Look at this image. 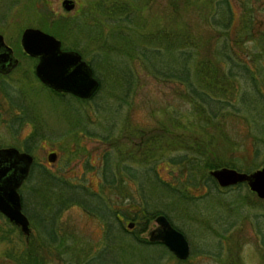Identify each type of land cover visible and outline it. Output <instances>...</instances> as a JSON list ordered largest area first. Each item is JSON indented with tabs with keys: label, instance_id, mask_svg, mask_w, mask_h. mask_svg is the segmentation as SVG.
Wrapping results in <instances>:
<instances>
[{
	"label": "rangeland",
	"instance_id": "1",
	"mask_svg": "<svg viewBox=\"0 0 264 264\" xmlns=\"http://www.w3.org/2000/svg\"><path fill=\"white\" fill-rule=\"evenodd\" d=\"M72 1L73 8L67 10L62 7L61 0H0V34L17 58L16 66L0 75V147L14 146L22 150L25 141L30 140L31 165L37 164L90 192H99V167L105 151L109 152L115 172L118 153L122 152L120 156L127 158V150L131 148L135 152L140 146L132 142L137 141L140 134L146 139V134L164 131L165 140L155 149V155L160 156L157 173L173 188L186 187L194 199L181 201V198H171L167 194L159 207L173 227L185 236L189 254L185 259H178L161 245L146 246L141 242L148 241L149 231L156 226L155 216L136 237L128 234L119 238L120 233L118 235L110 225L109 236L104 239L106 222L72 203L58 213L55 241H50L46 247H39L32 241L33 253L37 251L44 256L41 263L38 259L36 264H81L100 252L105 244L110 249L102 255L114 258V264H264V200L255 196L258 201H252L246 195L249 189L244 183L238 190L220 189L216 193H207L203 184L185 180L179 164L167 162L169 156L178 153L174 147L188 152L184 147L189 145V149H195L198 141L195 138L208 142L206 133L212 127L204 125L207 126L204 131L200 128L203 122L195 121L198 117L194 110L192 112L191 103L181 97L180 85L174 78L165 81L152 75L140 58H126L124 53L128 48L122 50L118 46L131 47L130 38L118 40L106 35L111 24L102 14L101 0ZM152 1L139 5L135 12L134 32L141 34L131 36L134 43H148L147 38L140 37L143 33L149 34L155 26L170 23L171 28L179 32L185 22L196 36L200 56L216 59L212 46L221 44L224 39L231 51L246 60L244 63L255 74L253 85L259 87L258 92L264 97V0H228L233 18L225 38L222 29L215 28L208 19L211 5L199 2L193 11L174 14L167 9L165 0ZM169 14H174V22L167 20ZM126 26L133 29V26ZM25 27L39 28L53 35L60 41L61 49L77 51L86 63L93 55H98L91 61L95 64L93 69L87 64L93 76L104 80L90 99L81 101L69 93L56 95L38 81L33 73L36 60L24 54L19 44L20 33ZM148 37L151 42H157L155 36ZM106 40L111 46L108 51L101 46ZM209 40L211 46L208 48L206 42ZM158 44L162 46L163 40ZM103 58L106 59L103 61ZM124 60H130L135 76L128 92L113 80L123 74ZM203 63L212 92L232 106V109L226 107L225 116L234 115L212 124L213 129L215 125L222 127L233 146L225 140H217L216 144L208 142L209 148L217 146L207 155H218V161L229 158L239 171L258 168L264 163V100L254 97L249 81L243 76H229L231 66L227 62L205 59ZM112 64H116L115 70L110 69ZM2 82L5 88H1ZM175 140H178L176 145ZM116 145L121 149L117 150ZM252 158L257 163L254 167L249 165ZM25 180L18 193L23 195L26 203L24 209L21 204V211L28 219L29 233L20 234L17 226L0 215V264H17L14 259L22 260V264H35L32 259L29 262L20 258V243L26 244L28 237L40 240L37 236L41 232L40 208L62 197L47 190L41 181L36 180L32 187L33 180ZM133 188L132 181L128 182V191L133 192ZM104 191L106 193L102 195L116 213L123 214L126 209L135 207L133 199L120 197L117 190ZM119 206L124 207L122 211ZM254 214L258 217V234ZM120 223L126 231L133 229L130 221L122 219ZM10 227L16 230L9 232ZM8 251L13 255L11 259L6 258Z\"/></svg>",
	"mask_w": 264,
	"mask_h": 264
},
{
	"label": "trees",
	"instance_id": "2",
	"mask_svg": "<svg viewBox=\"0 0 264 264\" xmlns=\"http://www.w3.org/2000/svg\"><path fill=\"white\" fill-rule=\"evenodd\" d=\"M165 1L167 9L171 13L175 12L174 14H177L179 11L181 13L193 11V9L197 6V4H199V2H202L203 4H209V7L211 5L212 12H210L211 15H208V19L210 22H212V25H214L215 28L219 27L220 29H222L223 36L225 38V33L228 31V26L233 18V12L230 9L228 0ZM151 2L153 1L101 0L99 4H101L102 14H104L103 16L107 20H109L108 24H111L110 28L107 29L106 35H108L111 39L118 40L120 38H130L128 40V43L131 47H127L126 44V46H118L122 50L128 48L127 53H124L126 58H140L142 62H145L152 75L159 76L165 81H169L170 79L174 78L180 85L181 97L186 102L191 103L192 112L194 110L198 117V119L195 118V121L198 123L199 121L203 122V125L200 128L204 131V129H206L205 127H212V130H209L206 133L208 142L212 143V141H214V144H216L217 140H225V142L229 144V138L226 133H224L222 127L215 125L213 129L212 124L225 121L228 115L234 117L233 114H227L225 116V114L227 113V108L231 105L227 101H224L223 98L217 96L216 92H212L208 83L209 78L208 76H206L207 72L206 70H204L206 65L203 62L205 59L208 61L214 60V62L217 61L219 63L221 61L227 62L231 66L228 71L229 76H243L245 79H247V81H249L251 89L254 93V97L256 99L259 98L260 100H264V97L261 96L258 92L259 87L253 85L255 81L254 72L249 69L246 63H244L246 62L245 59L243 61L237 52L231 51L232 49L226 45L224 39H222L221 44L217 45L216 43L214 46H212L211 50L215 51V55L217 56L216 59H211L206 56H200L198 50L199 46L195 41L196 36H194V34L191 32V29L188 26L189 24L185 22H182V28L181 30H179V32H177V30H173L170 26V23H167L163 27L155 26L149 32V34L143 33L140 37V39L142 37L147 38L148 43L140 41L134 43L131 36L133 34H141L140 32H134L136 28L135 19L137 17H135V12L138 10L139 5ZM174 14H169L170 18H167V20L174 22L172 19ZM125 24L130 25L131 27L133 26V29H128L129 26H126ZM148 25L149 22H147V26ZM148 31L149 29L147 30V32ZM148 35L155 36L157 42H151V39L150 37H148ZM118 40L117 43L119 42ZM162 40L163 45L161 46L158 43L162 42ZM238 41H240L241 43L240 39ZM173 44L177 45L173 46ZM206 45L209 48L211 46V41L209 40V42H206ZM101 46L106 51L111 49L110 42H108L107 40L103 41ZM174 47H176L175 51ZM119 48L118 50H120ZM250 54H252V52ZM97 57L98 55H93V57L87 62L92 69L94 68L95 64L91 63V61ZM104 59L106 58H103V61ZM122 63L124 66L123 74L121 76H117V80L116 78H114L113 80L116 82L115 84L120 85L125 89L124 91L128 92L134 84L135 76L130 66V60H126L125 63ZM116 64H112L110 66V69L115 70ZM213 66H215V64H213ZM96 79L99 82V88L101 86V83L103 84L104 78L102 79V77L98 76L96 77ZM1 88H5L3 82L1 83ZM53 92L56 95H65L64 93H58L55 91ZM94 93L87 99H80L72 95L70 96L84 101L90 99L94 95ZM230 94H232V92H230ZM146 135V139L143 138L144 134H140L137 141L132 142L139 144L140 147L135 150V152L131 148L127 150V158L120 156L122 155V152L118 153L115 172L113 171L109 161V152L105 151L103 153L101 166L99 167V192H90L86 187L80 184L70 183L64 178L54 175L53 173L45 170L37 164L31 165L26 180H33L32 187H34L36 180L41 181L43 183V186L47 190L50 189L49 191H55L58 194H61L62 197L57 198V200H55L52 204L47 203L45 206H42L40 208V211L38 213V223L41 227V232L37 234V236L40 237V240L35 241L31 240V237H28V242L26 244L20 243V248L23 252L22 253L20 250V258H25L29 262L32 259L34 260L35 264L38 262V259H40L39 263H41V261L44 259V256L39 255L37 251L33 253L31 243L32 241H34L37 243V245H39V247H46L48 245L47 243H49L50 241H55L57 239L56 219L60 210L63 207H66L68 204L76 203L89 213H93L98 217H101V219L106 222L104 239H107L109 236L108 231L110 225H112V229H116L117 234L120 233V235L118 234L119 238H122V236L126 237V235L128 234H133V236L135 235L134 237H136L137 233L143 231L146 228V225L152 217L156 216L158 213H163L162 207H159V205L164 200V197L167 194L170 195L171 198L177 196L178 198H181V201H192L194 197L188 194V192L186 191V187L185 189L175 187L173 188L171 185L161 179L157 173L156 165L157 161H159L160 156L158 158L155 155V149L159 145L163 144V140H165L164 131L161 130L157 134ZM201 139L202 138H195V140H198L195 143V149L191 146V148L189 149V145L187 147H184V149L189 153L194 152V155H188V152H185L184 150L179 151L178 149H176V147H174V150L178 153L169 156L167 162L171 164H179L181 166L180 173L182 174V176H184L185 180L187 182L190 181L191 183L203 184V186H206L205 188L207 190V193H216L217 191L219 192L220 189L223 190L236 188L238 190L241 187L242 183L220 187L217 185L212 176L208 174L209 169L222 166L232 167L238 170L240 168L236 166V163H234L232 160H229V158L228 160L218 161V155H212L209 157L207 155L208 152L211 151V149H215L217 145L209 148L210 144L207 141H201ZM177 141L178 140H175L174 144L177 143ZM142 144L143 147H141ZM23 145L24 146L22 147V150L29 153V149L31 148L30 140H26ZM229 145L233 146V143H230ZM116 148L117 150H120L121 146H117ZM204 156L206 157L202 158ZM249 165L254 167L255 165H257V163H255L252 158ZM131 181L134 185V188L132 190L133 192H129L127 189L128 182ZM109 188L117 190L120 194V197H125V199H133V202H131L133 203V206H135L133 207L134 209H126V212H123V214L116 213L111 206V203L108 202V200H106V198L102 195V193H106L104 189ZM19 195L22 209H24V206L26 205L23 199L24 197L21 194ZM246 195L250 196L252 201H258L253 192L247 191ZM119 208V210L122 211L124 207L119 206ZM0 215L4 217L2 214ZM256 215L257 214H254V227L258 234L260 228L257 226L256 220H258V217ZM4 219L6 218L4 217ZM122 219L130 221L133 229H131L130 231H126L125 229H123L120 223ZM262 220H264V216ZM232 222H229L228 224L231 225ZM10 228L12 229H10L9 232H13V230H16L15 227ZM19 233L22 234L20 230ZM36 233H38V230L36 231ZM138 241L140 242L141 240ZM141 242L143 244H146V246L147 244H155L161 245L164 249H167L160 242H149L147 240H142ZM37 245L36 248H38ZM108 249H110L108 245H103V247L100 249V252L94 254L92 257L88 258L81 264H114V258H111L110 256H103ZM9 252L10 251H8L5 255L6 258L11 259V256L13 255ZM14 260L17 261V264H22V260ZM102 260L106 262H101Z\"/></svg>",
	"mask_w": 264,
	"mask_h": 264
},
{
	"label": "water",
	"instance_id": "3",
	"mask_svg": "<svg viewBox=\"0 0 264 264\" xmlns=\"http://www.w3.org/2000/svg\"><path fill=\"white\" fill-rule=\"evenodd\" d=\"M65 9L73 8L72 0H61ZM24 54L35 58L33 73L40 83L55 92L89 98L98 88L90 66L72 49H61L60 41L39 28L25 27L19 37ZM17 64L11 47L0 34V74L8 73ZM32 156L14 146L0 147V214L17 226L21 233H29L28 219L21 211L18 189L27 178ZM218 186L244 183L259 199H264V163L248 172L232 167L208 170ZM156 226L148 233V241L160 242L178 259L189 254L188 242L163 214L154 217Z\"/></svg>",
	"mask_w": 264,
	"mask_h": 264
},
{
	"label": "flooded vegetation",
	"instance_id": "4",
	"mask_svg": "<svg viewBox=\"0 0 264 264\" xmlns=\"http://www.w3.org/2000/svg\"><path fill=\"white\" fill-rule=\"evenodd\" d=\"M129 225H131V223H129Z\"/></svg>",
	"mask_w": 264,
	"mask_h": 264
}]
</instances>
